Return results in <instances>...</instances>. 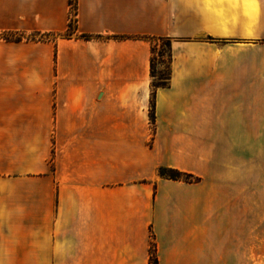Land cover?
<instances>
[{"label": "crops", "instance_id": "obj_1", "mask_svg": "<svg viewBox=\"0 0 264 264\" xmlns=\"http://www.w3.org/2000/svg\"><path fill=\"white\" fill-rule=\"evenodd\" d=\"M69 1L0 0V264H264V0Z\"/></svg>", "mask_w": 264, "mask_h": 264}, {"label": "trees", "instance_id": "obj_2", "mask_svg": "<svg viewBox=\"0 0 264 264\" xmlns=\"http://www.w3.org/2000/svg\"><path fill=\"white\" fill-rule=\"evenodd\" d=\"M69 5L72 12V18L68 24L67 32L65 33V37L69 38L75 32V13H76V5L75 0L69 1ZM37 36V40H45L50 37L48 34H36L32 36V39H35ZM81 38L88 39V36H80ZM4 39H13L12 34L3 35ZM20 36L15 37V40H20ZM119 39H129L134 37L121 36ZM163 41L162 45L159 47L156 44L151 45V55H150V101H149V121L151 124L155 121V93L157 89L167 88L170 74H171V49H170V40L168 38H154L152 42ZM163 66L164 72H157V67ZM157 175L161 179L171 180V181H181L184 183H193L199 181V178L194 177L192 174L181 172L177 169L168 168L164 166H160L157 169ZM148 264H158L157 257L155 255V247L153 242V235H150V248H149V261Z\"/></svg>", "mask_w": 264, "mask_h": 264}, {"label": "rangeland", "instance_id": "obj_3", "mask_svg": "<svg viewBox=\"0 0 264 264\" xmlns=\"http://www.w3.org/2000/svg\"><path fill=\"white\" fill-rule=\"evenodd\" d=\"M0 37L3 38V36H0ZM35 39H37V36H35ZM162 43H163V41H156L155 43H153V45L156 44V46L160 48ZM157 72H159V73L164 72V67L163 66H158L157 67ZM154 123H155V121H154ZM154 123L153 124L150 123L151 125H150V132H149V136H148L149 138H148V141H147V145H149V147H152L153 138L155 136V125H154Z\"/></svg>", "mask_w": 264, "mask_h": 264}]
</instances>
